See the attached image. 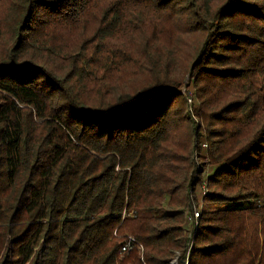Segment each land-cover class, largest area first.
<instances>
[{"label": "trees", "instance_id": "16d2710c", "mask_svg": "<svg viewBox=\"0 0 264 264\" xmlns=\"http://www.w3.org/2000/svg\"><path fill=\"white\" fill-rule=\"evenodd\" d=\"M175 256L264 264V0H0V264Z\"/></svg>", "mask_w": 264, "mask_h": 264}, {"label": "built area", "instance_id": "2783aa9c", "mask_svg": "<svg viewBox=\"0 0 264 264\" xmlns=\"http://www.w3.org/2000/svg\"><path fill=\"white\" fill-rule=\"evenodd\" d=\"M189 213H190L189 214L190 215L189 221L191 223L192 229H194V227L196 225V220L198 217V210L196 207L191 206ZM134 244H135V241L131 236H125V238H124V240H123V242L119 248L120 254H124V253L128 252L129 250H131L132 247L134 246ZM137 247H138L139 251H141V246L138 245Z\"/></svg>", "mask_w": 264, "mask_h": 264}, {"label": "rangeland", "instance_id": "374dc122", "mask_svg": "<svg viewBox=\"0 0 264 264\" xmlns=\"http://www.w3.org/2000/svg\"><path fill=\"white\" fill-rule=\"evenodd\" d=\"M65 42L66 43H70V37L69 36H65ZM196 166H197V164L195 163V167ZM185 191H186V193H187V195L189 197L188 202H187L188 206H189V209H190L191 206H194V207L196 206L197 207V205H195V202L192 201V198H190V181L187 184V186L185 187ZM175 263H176V256L173 257L172 260L170 261V264H175Z\"/></svg>", "mask_w": 264, "mask_h": 264}]
</instances>
